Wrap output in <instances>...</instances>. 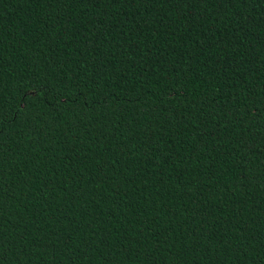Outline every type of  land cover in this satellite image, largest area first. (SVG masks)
Returning <instances> with one entry per match:
<instances>
[{
    "label": "trees",
    "instance_id": "1",
    "mask_svg": "<svg viewBox=\"0 0 264 264\" xmlns=\"http://www.w3.org/2000/svg\"><path fill=\"white\" fill-rule=\"evenodd\" d=\"M0 264H264V0H0Z\"/></svg>",
    "mask_w": 264,
    "mask_h": 264
}]
</instances>
